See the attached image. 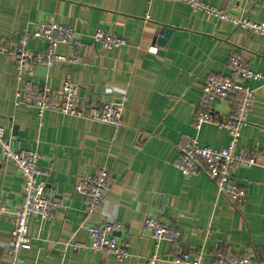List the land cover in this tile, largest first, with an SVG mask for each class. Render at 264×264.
<instances>
[{
  "label": "crops",
  "instance_id": "crops-1",
  "mask_svg": "<svg viewBox=\"0 0 264 264\" xmlns=\"http://www.w3.org/2000/svg\"><path fill=\"white\" fill-rule=\"evenodd\" d=\"M233 14L264 23V0H204ZM45 23L71 25L82 36L77 49L83 62L53 68L37 66L33 83L58 98L66 82L75 84L79 99L98 106L126 97L124 127L16 106L25 86L16 61L3 50L31 35ZM101 29L126 39L106 52L93 39ZM167 29L166 43L160 44ZM28 49L44 52L32 40ZM64 53H70L68 48ZM240 56L260 80L249 81L255 99L240 148L254 162L238 167L233 182L246 200L233 207L205 172L185 176L177 168L178 147L196 136L202 146L222 148L229 133L214 124L193 127L205 81L228 76L229 58ZM240 96L215 103V116L234 109ZM0 126L20 151L36 150L43 169L51 168L48 195L61 204L52 220H30L32 248L23 264H174L177 252L193 262L212 264L218 253L250 254L264 264V36L244 33L232 24L167 0H0ZM1 157V151H0ZM106 170L112 180L102 209L88 214L89 199L75 191L84 174ZM23 181L11 162L0 160V264H8L6 247L13 231L12 213L22 203ZM156 214L179 234L177 250L159 247L144 227ZM116 220L119 239L126 240L130 258L118 263L89 250L72 251L69 241L90 244L86 225Z\"/></svg>",
  "mask_w": 264,
  "mask_h": 264
},
{
  "label": "built area",
  "instance_id": "built-area-1",
  "mask_svg": "<svg viewBox=\"0 0 264 264\" xmlns=\"http://www.w3.org/2000/svg\"><path fill=\"white\" fill-rule=\"evenodd\" d=\"M171 3H182L195 12H202L208 17L232 24L244 33L264 36V23L252 20L246 14H233L209 6L204 0H167ZM94 41L106 52H111L126 45V39L114 33L98 29ZM37 40L46 44L44 52H33L28 44ZM82 36L77 34L71 25L45 23L39 25L33 34L23 35L17 43L3 51L16 61V69L20 80H25V86L16 95L15 105H25L35 109L40 119L47 111L75 116L87 121H95L114 128L124 127V103L126 97L117 100L102 101L96 107L82 102L78 96V88L71 82H66L60 96L52 97L49 88L39 89L32 81L37 66L53 68L62 64H81L77 49ZM68 48L70 53H64ZM228 76L210 75L207 77L202 98L197 107L193 127L200 131L205 124H214L224 128L229 133V142L222 148L202 146L196 136L185 138L178 147L177 168L185 176H196L207 173L220 195L229 199L231 205L239 208L246 200V192L233 182L234 173L238 167L249 166L254 159H249L247 152L241 150L240 142L243 130L249 125V113L255 99V91L249 87V81L260 80L259 74L252 72L248 64L237 55L229 58ZM240 98L234 109L223 117L215 116V103L227 102L233 96ZM0 160L13 163L23 181L22 203L12 213L13 231L6 247L8 264H23L20 254L32 248L33 239L30 235V220L37 217L41 221L54 218L55 210L60 207L59 201L50 198L48 182L51 168L43 169L40 165L42 156L36 150L20 151L12 147L11 138L0 126ZM75 191L89 199L88 214L91 216L100 211L107 193L112 189V180L106 170L98 173L84 174L75 185ZM0 213H4L0 205ZM144 227L150 238L159 247L169 244L177 250L178 231L162 220L159 215H148ZM123 225L116 220H108L97 225H86L90 244L82 241H69L67 246L72 251L89 250L106 257H114L118 263L130 258L128 243L119 239L116 233L121 232ZM158 257L154 255L149 263H154ZM174 264H198L193 262L187 252H177ZM212 264H259L250 254L234 252L218 253Z\"/></svg>",
  "mask_w": 264,
  "mask_h": 264
},
{
  "label": "water",
  "instance_id": "water-1",
  "mask_svg": "<svg viewBox=\"0 0 264 264\" xmlns=\"http://www.w3.org/2000/svg\"><path fill=\"white\" fill-rule=\"evenodd\" d=\"M172 32V29H167L164 37L159 39V43L164 45L166 43V40L171 36Z\"/></svg>",
  "mask_w": 264,
  "mask_h": 264
}]
</instances>
